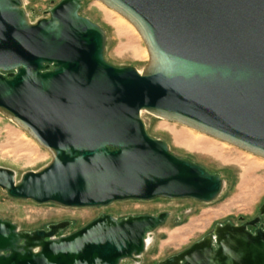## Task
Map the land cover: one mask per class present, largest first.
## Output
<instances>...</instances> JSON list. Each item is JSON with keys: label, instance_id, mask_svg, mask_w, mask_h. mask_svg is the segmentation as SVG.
<instances>
[{"label": "water", "instance_id": "obj_1", "mask_svg": "<svg viewBox=\"0 0 264 264\" xmlns=\"http://www.w3.org/2000/svg\"><path fill=\"white\" fill-rule=\"evenodd\" d=\"M139 32L150 59L141 71L106 59L105 30L62 0L32 23L23 0H0V112L52 155L17 180L0 167L13 199L65 208L125 201L212 203L226 183L152 137L141 115L182 124L264 159V0H98ZM264 216V206L261 209ZM169 213L102 215L22 233L0 218V264H141L146 239ZM257 218L159 264H264Z\"/></svg>", "mask_w": 264, "mask_h": 264}, {"label": "rangeland", "instance_id": "obj_2", "mask_svg": "<svg viewBox=\"0 0 264 264\" xmlns=\"http://www.w3.org/2000/svg\"><path fill=\"white\" fill-rule=\"evenodd\" d=\"M62 0H23L32 23ZM80 14L100 25L106 32V59L115 66H132L142 71L149 62L144 41L135 29L98 0H82ZM148 133L164 141L171 152L203 166L226 182L222 195L212 203L191 199L125 201L100 208H65L53 203L13 199L0 188V218L15 224L20 232L48 231L52 225L70 223L59 236L70 235L102 215L118 220L131 216L167 212L162 227L152 233L153 241L141 264H159L178 256L206 237L217 226L241 225L261 219L264 230V159L182 124L142 112ZM52 160L23 128L0 112V167L13 170L17 180L28 172H38ZM252 232V231H251ZM253 233V232H252ZM123 264H135L125 261Z\"/></svg>", "mask_w": 264, "mask_h": 264}, {"label": "bare ground", "instance_id": "obj_3", "mask_svg": "<svg viewBox=\"0 0 264 264\" xmlns=\"http://www.w3.org/2000/svg\"><path fill=\"white\" fill-rule=\"evenodd\" d=\"M100 4H102V5H104L103 3H101V2H99ZM105 6V5H104ZM113 11V10H112ZM115 12V11H114ZM115 13H117V12H115ZM120 17H122L123 19H125L134 29H135V31L138 33V35L140 36V38L142 39V37H141V35L139 34V32L137 31V29L126 19V18H124L123 16H121L119 13H117ZM28 17H29V15H28ZM143 40V39H142ZM146 51H147V54H148V59H150V55H149V52H148V50H147V48H146ZM141 73H142V71H141ZM225 143V142H224ZM226 183V182H225ZM152 241H153V238H152V236L150 235V236H148V238L146 239V248L148 249L149 248V245L152 243Z\"/></svg>", "mask_w": 264, "mask_h": 264}, {"label": "flooded vegetation", "instance_id": "obj_4", "mask_svg": "<svg viewBox=\"0 0 264 264\" xmlns=\"http://www.w3.org/2000/svg\"><path fill=\"white\" fill-rule=\"evenodd\" d=\"M257 219V218H256ZM248 222H251V221H244V222H242V224L241 225H244V224H246V223H248ZM261 225H263V224H259L257 227H248V230L249 231H252L253 233L258 229V228H260V226Z\"/></svg>", "mask_w": 264, "mask_h": 264}]
</instances>
